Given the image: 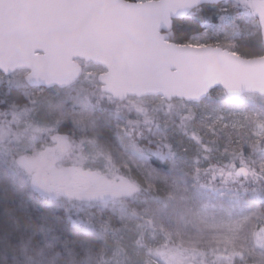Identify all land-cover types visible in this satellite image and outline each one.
<instances>
[{
    "label": "rangeland",
    "instance_id": "1",
    "mask_svg": "<svg viewBox=\"0 0 264 264\" xmlns=\"http://www.w3.org/2000/svg\"><path fill=\"white\" fill-rule=\"evenodd\" d=\"M247 1L253 6L256 0ZM203 36L196 35L188 43L204 45L206 43L202 39ZM84 65L85 71L81 80L67 92L70 103L60 101L58 97L55 99V96L50 106L52 112L56 111L60 115L62 113L72 116L83 111L91 112L93 118L91 122L94 124L91 131L94 135L72 143L67 138L60 140L61 134L55 133L53 126L37 123L32 115V103L35 96L43 95V92L42 88H31L28 105L17 107L10 101L7 106H0V150L8 155L9 161L22 170L30 185L33 176L37 177L38 157L39 160L53 166L54 169H61L64 173L73 167L95 170L93 173H86L93 179V183L103 180L107 184L105 187L111 189L109 196L103 197L108 202V209L103 213L101 206H96L90 218L84 214L79 215L80 206L74 208L73 213L77 214L75 219L78 223L87 222L90 227L106 235L107 247L102 255L103 264H134L133 260L129 259L130 256L126 255L124 245L127 243H132L133 247L139 249V253L135 255L140 256L141 262L145 264H151L157 258L166 264H185L188 261L196 264H247V258L251 257L249 253L235 248L240 239L237 237L238 226L232 222V218L247 209L241 195L252 191L249 186L251 180L235 177V174L233 177H227V173L240 166L249 168L248 162L254 158L250 151L244 152L242 156L237 154L236 159L230 160L231 162L225 160L226 162L220 166L211 165L203 168L199 165L202 161L188 163L193 183L208 200L194 205L188 203L186 198L183 199L185 202L180 208L181 219L175 223H167V229L161 227L158 221L168 216V210L172 208L169 206L175 202L172 193H166L161 200L151 193L148 187L142 186L140 200L138 199L140 210L130 215H121L115 213L113 205L119 203L118 198L123 195L133 194L131 191L133 186L124 182L120 185L111 183L114 181L113 178L121 173L120 167L127 165L130 160L126 158L128 159L126 162L123 158L125 151L134 156L137 162L154 158L156 166L169 168L167 173L164 172L163 175L159 173L161 178L170 180L179 178L184 182V175L176 174L178 161L176 162L177 158L170 150L165 137V129L168 128L167 124H170L167 122L172 121L168 114L176 118L173 119L176 120V125L185 128L184 130H191V134L195 133L198 137L205 135L210 128L216 127L218 131L225 132L229 144L235 146L242 141V134L245 137L249 134L254 136L250 145L260 142L264 137V122L258 123L256 129L247 124L250 117H258L257 111L242 105L244 99H240L241 97H238L239 100L235 104L212 107L199 117L196 116L194 120V113L208 107L207 103L191 107L175 100L166 101L158 96L130 97L123 101L117 100L116 103L110 95L96 93L93 88V85L97 84L94 77L103 69L89 63ZM26 73V70H18L7 76L3 74L6 78L0 76V84L2 87L13 83L19 84L21 76ZM91 98L94 99L93 104L90 102ZM40 113L39 108L34 109L35 115ZM103 130L108 131L114 139L102 135ZM140 140L144 142L141 143ZM263 161L264 158L262 163ZM153 171L159 172L157 169ZM149 176L152 177L153 173L150 172ZM85 186L81 184L80 191H77L68 184H60L54 188V193L66 198L87 199L90 197L88 194L97 197L107 192L100 187L95 191L93 188L94 193L91 190L89 192ZM254 193L257 197L262 196L258 191ZM158 224L161 229L158 228ZM189 226L202 227L204 232L199 234L195 230L189 231ZM260 227H264V221L259 223V228L255 231V234L257 233L255 240L258 245L264 246V230ZM207 230L211 233L209 234ZM204 234L209 235L203 238ZM39 246L34 254L37 261L47 258L50 251L49 247Z\"/></svg>",
    "mask_w": 264,
    "mask_h": 264
},
{
    "label": "trees",
    "instance_id": "2",
    "mask_svg": "<svg viewBox=\"0 0 264 264\" xmlns=\"http://www.w3.org/2000/svg\"><path fill=\"white\" fill-rule=\"evenodd\" d=\"M196 35H204L202 39L206 44L216 43L211 45L228 48L245 57L264 54V40L259 20L254 13L253 6L247 0H218L200 4L183 18L173 20L172 28L169 31L171 41L184 44ZM84 64L87 63H83L82 73L75 82L64 88H42L44 96L36 95L32 103V115L35 121L53 126L55 133L61 134L59 135L60 140L67 138L72 143L94 135L91 131L94 124L91 122L93 118H91L90 112L94 99L90 100L92 103L89 106L90 113L83 111L72 116L62 115V113L60 115L56 111L52 112L50 103L55 96V99L58 97L60 101L70 103L67 92H70L69 88L74 87L81 80L85 71ZM89 64L96 66L92 63ZM0 76H3V73L0 72ZM5 76L3 77L6 78ZM97 76L94 77V82L97 84L93 85V88L96 93L106 96L107 94L101 91ZM24 77L25 75L21 76L19 84L13 83L5 87L0 84V106H7L6 104H9L10 101L17 107L30 103L29 93L32 87L26 83ZM240 97V99H244L241 102L242 105L252 107L257 111L258 117H250L247 121L249 127L256 129L258 123L264 122V96L246 93ZM173 100L191 107L207 103L208 107L194 113V120L196 116L199 117L212 107L229 106L237 103L239 99L229 97L218 86L198 103ZM113 102L117 103L118 101L113 100ZM37 108L41 113L35 115L34 109ZM101 110L99 111L101 112ZM165 112L167 113V111ZM168 115L172 121L167 122L170 124H167L168 128L165 129L166 132L164 131L165 137L170 150L177 158L176 162L178 161L177 173H175L177 176L184 175V182L179 178L173 180L161 178L159 173L163 175L164 172L169 171V168L156 166L154 158L137 162L134 160L136 159L134 156L125 151V155H122L123 158L126 162L128 160L126 158L130 160L127 165L120 167L121 173L113 178L114 181L111 184L129 183L133 186L131 191L134 193L118 198L119 203L116 202L113 205L115 213L130 215L134 211H139L141 206L140 187L142 186L148 187L151 193L157 195L161 200L169 192L172 193L176 203L172 202V205L169 206L172 208L168 210V216L158 221L162 225L161 227L167 229V223H175L176 220L181 219L180 208L185 202L183 199L186 198L188 203H194V205L208 200L193 183L188 163L202 161V163L199 162V165L203 168L211 165L220 166L223 162L236 159L237 154L242 156L244 152L250 151L254 158L248 162V174L242 178L251 180L249 186L252 191L241 195V200L247 205V209L237 213V216L234 215L231 220L238 226L237 237L239 236L240 239L239 244H235V248L245 253L248 252L251 256L250 259L247 258L246 263L264 264V246L258 245L255 240L257 234L255 231L259 228V223L264 221V163H262L264 137L260 142L250 145L254 136L249 134L245 137L242 134V141L232 146L229 144L225 132L218 131L216 127L210 128L205 135L198 137L195 136V133L191 134V130H184L185 128L176 125V120H173L176 118H173L171 114ZM96 116L98 115L96 114ZM103 116L101 115V117ZM101 132L105 137L110 136L114 139L108 131ZM140 142L144 141L140 140ZM154 169L159 172H154ZM81 171L85 173L95 170ZM150 172L153 173L152 177L149 176ZM75 190L80 191V187H76ZM87 191L90 192L89 189ZM257 191L262 195L261 197L255 195L254 192ZM88 195L90 197L87 199L64 196L50 197L34 191L27 176L18 166L9 161L6 153L0 150V264H103L102 255L107 247L106 235L102 231L90 227L87 222L78 223L75 219L77 214L73 213V209L77 206H80L79 215L84 214L89 218L96 206H101L102 212H106L108 202L103 197ZM160 224H158V228L161 229ZM188 229L189 231L195 230L199 234L204 232L202 227L198 226H189ZM260 229L264 230V227H260ZM208 232L211 233V231ZM209 234H204L202 237H207ZM39 245L49 247L50 251L47 258L37 261L34 254L40 248ZM124 246L126 255L130 256L129 259L133 260L134 264H139V262L145 264L141 262L140 256L135 255L139 253L138 248L133 247L132 243H127ZM151 264H166V262L157 258Z\"/></svg>",
    "mask_w": 264,
    "mask_h": 264
},
{
    "label": "water",
    "instance_id": "3",
    "mask_svg": "<svg viewBox=\"0 0 264 264\" xmlns=\"http://www.w3.org/2000/svg\"><path fill=\"white\" fill-rule=\"evenodd\" d=\"M215 1L0 0V72L26 70L32 88H64L80 77L83 63H92L103 69L101 91L118 101L158 96L198 103L218 86L231 98L264 96V54L170 40L173 20ZM254 12L264 40V0L254 2ZM234 174L246 176L248 168ZM97 185L107 190L97 197H108L107 184ZM31 187L57 196L36 176Z\"/></svg>",
    "mask_w": 264,
    "mask_h": 264
},
{
    "label": "flooded vegetation",
    "instance_id": "4",
    "mask_svg": "<svg viewBox=\"0 0 264 264\" xmlns=\"http://www.w3.org/2000/svg\"><path fill=\"white\" fill-rule=\"evenodd\" d=\"M195 7L196 6H194L193 8ZM253 9H254V5H253ZM36 163L38 165L36 178L39 182L44 183L46 187H51V185L56 187L59 184L61 185L68 184V186L76 188V187H80L81 184L82 185L84 184L86 185L85 187L91 191H93V188H94V191L96 190V188H98L97 183H93V179L88 177L89 174L86 175L78 167L69 168L67 169V172L64 173V171H62L61 169H54L53 166H50L46 164L45 162H43L42 160H39V157ZM234 172H235V169L230 170L227 173V177H233ZM236 176L237 175H235V177Z\"/></svg>",
    "mask_w": 264,
    "mask_h": 264
}]
</instances>
